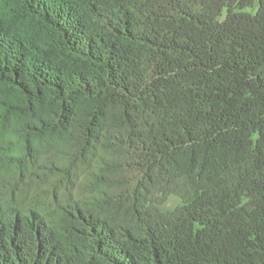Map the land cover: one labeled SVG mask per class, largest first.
Instances as JSON below:
<instances>
[{"label": "trees", "instance_id": "obj_1", "mask_svg": "<svg viewBox=\"0 0 264 264\" xmlns=\"http://www.w3.org/2000/svg\"><path fill=\"white\" fill-rule=\"evenodd\" d=\"M0 264H264V0H0Z\"/></svg>", "mask_w": 264, "mask_h": 264}, {"label": "rangeland", "instance_id": "obj_2", "mask_svg": "<svg viewBox=\"0 0 264 264\" xmlns=\"http://www.w3.org/2000/svg\"><path fill=\"white\" fill-rule=\"evenodd\" d=\"M179 203L180 201L177 196H170L163 204L160 205V208L163 210H170Z\"/></svg>", "mask_w": 264, "mask_h": 264}]
</instances>
